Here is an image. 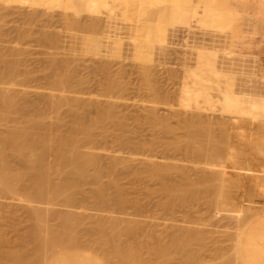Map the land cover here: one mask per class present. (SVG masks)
Masks as SVG:
<instances>
[{
    "label": "rangeland",
    "instance_id": "1",
    "mask_svg": "<svg viewBox=\"0 0 264 264\" xmlns=\"http://www.w3.org/2000/svg\"><path fill=\"white\" fill-rule=\"evenodd\" d=\"M194 1L192 9L202 11L204 0ZM217 1L220 4L222 0H214V8L221 12L220 24L216 28L206 27L211 28L210 31L201 29L198 22L191 21L190 27V24L180 20L175 22L177 25L168 24L165 14L167 15L173 7L171 0L153 1L150 4L152 14L149 20L141 18L148 4L147 0H117L120 8H113L115 11L119 10L114 15L111 14V18L107 16L109 5L102 7L100 12L78 8V13H74L65 0H57L54 5L46 6L0 0V73L5 71L6 61H18V72L13 79L11 90L24 94L23 102L26 107L25 114H12L0 120V132L11 128L15 123L22 124L27 117L35 116L36 106L44 112L46 121L55 123L59 130L65 133L75 121L80 120L88 124L97 115L98 109L89 104L90 101H98L100 107L112 103L115 115L111 116L110 120L107 118V121L98 123L91 129V134L89 131L86 133L88 135L79 132L78 143L83 146L82 149L94 145L99 152L102 169L99 183L104 186V198L114 202L118 189L125 196L121 208L115 204L100 206L94 183L89 180H83L80 188L73 192L74 201L70 206L60 197L53 205L47 203L46 197L28 203L20 200L18 193L0 190V230L7 239L4 245H15L18 242V234L35 221L30 212L31 208L46 213L47 208L52 206L48 216L50 224L61 227L63 222H68L78 236L83 234L86 227H94L101 222L111 232L126 230L128 234H134L135 238L146 240L144 242L152 247L169 245L170 251L167 249L168 254L165 256L168 264H221L226 259L235 263L230 246L238 225L227 217L234 215L231 209L227 210L223 206L214 208L205 198L186 203H166L163 195L157 191L160 185L158 180L149 178L148 172L142 170L145 165L142 161L147 154L159 162L178 163L186 169L190 179L208 174L210 170L215 169L214 166L217 170L224 166L233 170H236L237 165L246 166L247 160L231 164L224 158L220 163L222 165L216 164L217 166L213 165L215 162L211 157L205 156L195 161L191 155L187 157L183 148L170 145L176 138L184 145L185 128L181 125L186 123L184 120L189 121L187 119L198 115L202 120L200 126L209 128L227 151L239 149L238 151L241 150L247 155L246 151L251 150V144L261 136L258 130L260 128L257 127L259 122L264 123V120H261L264 115L260 117L261 114L259 116L257 113L255 118L251 117V113L239 115L224 103L220 104L222 94L216 85L224 88L231 79L232 84L229 83V86L232 85L230 88L233 94L248 97H243L247 98L246 107L255 97H264V33L261 34L257 29V17L264 19V0H224L231 10L220 7ZM128 4L132 8H129ZM135 6L136 9L133 8ZM186 12L187 9L183 6V14ZM93 17H96V20L92 19ZM71 18L74 21L77 18L78 25L71 24ZM90 18L94 22L98 20L100 26L89 25L93 22ZM155 27L165 28L167 36L162 46L153 37L146 36V30L153 32ZM145 40L147 46L140 49L139 42L144 43ZM96 41L101 44L100 50L88 49V43ZM201 47L206 49L198 51ZM210 47L218 49L216 63L219 65V72H223V75L220 74L221 77L217 78L218 82L210 77L208 82L205 81L209 93L212 94L211 104L201 102L200 110L181 105L180 90L185 85L193 84L194 73L201 72L198 52H212ZM59 72L66 74L65 79L68 82L63 97L78 98L87 102L80 105L77 113L69 110L68 103L61 105L57 110L48 106L50 92L57 90L53 80ZM2 80L6 81L8 78ZM108 80H112L115 85L106 93L104 87ZM192 86L194 85L190 87ZM151 112L165 116L166 122L173 128L172 132L166 133L162 130L163 127H160L161 124L152 127L148 121ZM57 115L60 117L58 120ZM191 116L193 117L190 118ZM256 118H260V121L255 120ZM224 129H229L233 141L226 143L228 140L220 138ZM116 153L128 159L130 168L127 165L123 168L117 166L115 172L106 170L110 159ZM47 159L51 161L53 156L49 155ZM8 161L11 165L18 166L16 157H9ZM87 174H92V171ZM180 176V172H173L169 179L177 182L181 180ZM112 179H115L117 186L109 185ZM192 185L194 184H191V187ZM193 187V190H197L202 189L204 185L198 183ZM22 191L24 189L20 190ZM242 199L244 197L241 192L239 200ZM246 203L244 205H248V202ZM251 203L253 204V201H250L249 205ZM62 215H67L68 220L62 218ZM258 217L264 219V213H259ZM115 220L117 225L111 226V222L115 223ZM88 237L92 239L86 234L81 236L83 244L88 242ZM172 241H176L173 247ZM89 243L90 240L88 244H82V247L80 245V248L72 246L69 251L56 246L57 249H54L57 251L52 252L54 256L50 253L53 256L51 257L48 253L45 262L48 264L49 260L51 264L54 258L60 259L65 251H97V246ZM99 252L91 253L97 257L102 255L103 258V254ZM162 257V261L165 260ZM118 259V256L112 257L109 264H117Z\"/></svg>",
    "mask_w": 264,
    "mask_h": 264
},
{
    "label": "bare ground",
    "instance_id": "2",
    "mask_svg": "<svg viewBox=\"0 0 264 264\" xmlns=\"http://www.w3.org/2000/svg\"><path fill=\"white\" fill-rule=\"evenodd\" d=\"M6 1L27 2L32 6H46L54 5L57 0ZM153 1L163 0H147L148 4H146L145 10L141 14V18L145 20L151 19L152 6L150 4ZM65 3H67V6L73 10L74 13H78V8L89 12H100L102 7L109 5L110 8H108V12H106L109 14L107 16L110 18L119 10L115 11L113 8L115 6L120 8V4L117 0H65ZM171 4L173 7L170 8L167 15L165 14L168 24H174L178 20L185 24H190L192 21L198 22L197 24L202 27L201 29L205 28L206 30H210L211 28H207L211 26L216 28L220 24L221 12L214 8V0H204V8L202 11H195L192 9L195 4L194 0H171ZM127 6L131 7L130 4ZM183 6L187 9L185 15L183 14ZM123 8L121 7V9ZM133 8L136 9L137 6ZM199 12H201V14H198ZM251 16L252 15H250V17ZM92 19L96 20V17H93ZM92 19L90 18V21ZM76 20L74 21L73 19L71 24L78 25L77 23L79 20L77 18ZM94 20H92L93 22L89 25H92L93 27L100 26V22L98 20L94 22ZM177 23L179 24V22ZM146 36L153 37L154 40H157L158 44L162 46L167 34L165 28L155 27L153 32L146 30ZM146 43V40L144 43L139 42L138 47L142 49V47L147 46ZM88 44V49L94 51L100 50L101 44L98 41ZM201 49L204 50L206 48L201 47L200 50H197L201 51ZM203 50L201 54L198 52V62L201 64V72L194 73L195 79H192L194 81L193 84H191L194 86L191 88L190 84H188L190 86L185 85L180 90L179 95L181 105L190 106L197 110H200L202 106L200 104L201 102L206 101L211 104L210 102L212 101V94L209 93V87H206L207 85H205V81L208 82V77L215 81L217 78L221 77V70L219 72V65L217 66L215 58L218 49L214 50L212 48V52ZM225 50L227 51V49ZM207 54H210V56H207ZM17 62L18 61H6L5 71L0 73V83H3L0 84V120L8 118L12 114H23L24 111H26L23 102L24 94H19L11 90L14 84L13 79L18 72L19 65ZM202 71L207 72L208 75H205V72L203 73ZM147 72H145L146 76H148L149 73ZM221 75H223V72ZM4 78H8V80H2ZM65 78L67 79L66 74L61 72L55 76L53 84L56 86L57 90L55 92H50L48 106L51 109L57 110L61 105L68 103L70 105L69 110H71L72 113H77L80 105H85L87 102L85 103V101L78 98L68 99L63 97L65 86L68 83ZM227 82L229 81L227 80ZM227 82H225V85ZM229 83H231V79ZM229 83L224 88L221 86L219 87V84L216 83L219 92L222 94L219 99L221 102L220 104L224 103L229 109L237 114L251 113L253 116H250L255 118L258 113L259 116L261 114L260 117H263L264 97L259 96L254 98L252 96L254 99L251 101L247 100V102L249 101L250 103L249 106L246 107V105H248L246 103L248 97L244 95L247 98H243L244 96L242 97L241 95L237 96L233 94V90H231L232 83L230 86ZM114 85L115 84L112 80H108L104 87L105 92L108 93ZM249 99H251V96ZM89 104L94 105L98 109L97 115L88 124L80 120L75 121L65 133L60 131L59 126L55 123L46 121L44 112L41 108L36 106V108L34 107V109H36L35 116L27 117L25 121L21 122L22 124H19L20 122L15 123L16 125L11 126L9 129L7 128L4 132L1 131L0 190L9 193H18V198L28 203L46 197L47 203L53 205L55 200L60 197L66 205L70 206L74 201L73 192L80 188L83 180H89L94 183L95 195L98 197L97 202L100 206L104 204H115L118 208H121L125 196L120 189H118L115 194L114 202L107 201V199L104 198V186L99 183L100 172L102 170L100 167L99 152H97L94 145L82 149L83 146L81 147L78 143L79 132L88 135L86 133L89 131L91 134V129L95 128L98 123L107 121V118L110 120L109 118L115 115L114 113L116 112H114V105L108 103L107 105L100 107L98 101H90ZM207 106L210 107L211 105ZM248 107H250V109H248ZM34 113L35 112L33 111V114ZM79 115L80 114H78V116ZM58 117L59 116L57 115L56 120L60 119V117ZM164 117L165 116L161 117L156 115L155 112H151L148 118L149 124L152 127L161 124L160 127H163L162 130L164 129L166 133L172 132L173 128L171 127V124L168 125L166 122L167 119ZM192 117L193 116L190 118ZM259 119L256 118L255 120ZM187 120L189 121L184 120L186 123L181 125L183 126V129L185 128L184 145H182L183 143L181 140L176 138L170 143L172 147L183 148L188 155L187 157L191 155V157H194L195 161L205 156L214 159L213 161L215 163L213 165H222L220 163L224 158L227 162H231V164L247 160L246 162L248 163L246 166L238 167L237 165L236 170L225 166L222 167V169L217 170L214 166L215 170L212 166L214 170H210L208 174H204L197 179H190L187 175L188 173L186 169L183 166L178 165V163L159 162L158 160H154L152 155L147 154L142 161V163L145 164H142L144 165L142 170L148 172L149 178L158 180L160 185L157 191L163 195L166 203H186L205 198L214 208L216 206H223L227 210L231 209L234 215L229 212L231 217L227 216V213L224 214V216L233 219L232 221H236V224L238 225L235 234L233 235V242L230 246L235 257L233 259L235 262L234 264H264V219L258 217L259 213H264V125H262L264 123H258L260 125L257 128H260L258 130H260L261 136H259L260 138H257L258 141L257 139L254 140L257 143L255 142L254 144H251L252 147L251 150L249 149L250 151L246 148L249 152L246 151L248 154L245 155L241 150L238 151L239 149L227 151V149L217 141V138L215 137L216 135L214 136L209 128H202L203 126H200L202 120L199 115L198 117L196 116ZM179 128L181 127L179 126ZM252 129L254 130V127ZM228 130L224 129V131H222L223 134L220 137L221 139L228 140L226 143H229L234 139L230 136L229 133L231 132ZM91 136L87 137L91 138ZM252 140L253 139H251V141ZM245 143H247V141ZM171 146L169 147L171 148ZM169 147L167 148L169 149ZM9 155L16 157L18 166H13V164L11 165V163H9V157H12ZM49 155L53 156V160L49 161L47 159ZM127 165L128 168H130L128 159L121 157L116 153L110 159V164L106 170L109 172H115V170L118 169L117 166L123 168L127 167ZM89 171H92V174L88 175L87 173ZM173 172H180V177H182L181 180L176 182L169 179ZM198 183H203L204 187L202 189L198 188L197 190H193V186ZM191 184H194L192 185L193 188L191 187ZM109 185L113 187L117 186L115 179H112ZM245 188L246 191H244ZM23 189L24 191L20 192V190ZM241 192L244 197V199H242L243 201L241 200L242 202L239 200ZM250 201H253V204L251 203V205H249ZM246 202H248V205H244V203L247 204ZM52 209L53 207L49 206L47 208L48 212L43 213L38 211L37 208H31L30 212L35 221L30 227L18 234V242L15 245H4L3 243L7 241L6 235L0 230V264H46V255L49 253L51 256L50 253L56 252V246H59V248L63 250H68L69 248L72 249V246H78V248L82 247L83 242L81 236L83 237L85 234L86 236H91L92 239L88 237V242L90 240L89 244H95L97 246V251H100L103 254V258L101 257L102 255L98 256L99 258L96 254L94 255V253L97 252L96 250L88 251V249L87 251L90 252L88 253L87 251L84 252L85 250L81 251V249H76L77 251L74 250L73 252L68 253L65 251L60 259H52L53 262L51 264H109L111 258L114 256H118L119 258L117 264H168L166 263L168 260H166L167 258H165V256L168 254V252L166 253V250H169V245L167 247L164 245L152 247L147 244V242H144L146 240L142 241L141 239L135 238V235H131L130 231V234H128V231L126 232V230L111 232L101 222L97 223L94 227H86L83 234L78 236L74 228L68 224V222H63L61 227H56L50 224L48 216ZM251 215L254 217H250ZM62 218L68 220L67 215H62ZM114 225H117L116 220L115 223L114 221L111 222V226ZM134 238L135 240H133ZM88 242L86 243L88 244ZM173 244H176V241H172V247ZM91 252L94 253L92 254ZM163 255L164 257H162ZM161 257L165 258V260L163 259L162 261ZM48 262L50 263L49 260ZM221 264H233V262L231 259H226L222 261Z\"/></svg>",
    "mask_w": 264,
    "mask_h": 264
},
{
    "label": "crops",
    "instance_id": "3",
    "mask_svg": "<svg viewBox=\"0 0 264 264\" xmlns=\"http://www.w3.org/2000/svg\"><path fill=\"white\" fill-rule=\"evenodd\" d=\"M241 1V0H240ZM243 1V0H242ZM218 3V1H217ZM219 4V3H218ZM220 7L231 10L226 1L222 0L219 4ZM257 29L258 31L263 34L264 33V19L262 17H257Z\"/></svg>",
    "mask_w": 264,
    "mask_h": 264
}]
</instances>
